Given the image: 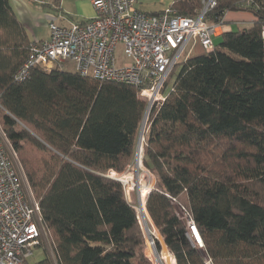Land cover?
Returning a JSON list of instances; mask_svg holds the SVG:
<instances>
[{
    "label": "trees",
    "instance_id": "trees-1",
    "mask_svg": "<svg viewBox=\"0 0 264 264\" xmlns=\"http://www.w3.org/2000/svg\"><path fill=\"white\" fill-rule=\"evenodd\" d=\"M202 6L172 0L170 8L194 16ZM232 8L250 11L253 22L177 66L141 135L140 166L155 185L140 217L162 243L153 237L156 264H264V0H215L206 19L219 23ZM29 43L9 0H0V129L51 251L43 246L44 259L31 264H152L134 207L107 177L134 153L145 111L138 89L58 68L15 83ZM27 146L44 156L31 159ZM174 204L203 249L191 244Z\"/></svg>",
    "mask_w": 264,
    "mask_h": 264
},
{
    "label": "built area",
    "instance_id": "built-area-1",
    "mask_svg": "<svg viewBox=\"0 0 264 264\" xmlns=\"http://www.w3.org/2000/svg\"><path fill=\"white\" fill-rule=\"evenodd\" d=\"M86 1L93 10L88 19L64 25L50 18L47 37L30 41L13 82H24L33 69H62L69 63L82 77L135 87L149 112L171 91L167 81L174 69L197 47L211 52L213 38L230 31L223 20L206 19L215 0H203L194 16L178 15L170 7L156 15L142 12L137 0ZM119 46L125 57L122 63L115 57ZM14 161L0 129V264H31L35 251L50 248L38 204ZM107 177L119 181L123 190L126 187L125 174L109 171ZM185 227L191 244L203 249L195 224L185 218ZM151 237L154 246V233Z\"/></svg>",
    "mask_w": 264,
    "mask_h": 264
},
{
    "label": "rangeland",
    "instance_id": "rangeland-1",
    "mask_svg": "<svg viewBox=\"0 0 264 264\" xmlns=\"http://www.w3.org/2000/svg\"><path fill=\"white\" fill-rule=\"evenodd\" d=\"M9 5L12 9V12L16 16V18L24 24L25 30L27 32V35L30 41L33 40L34 38L45 39L47 37V34H48L47 23L49 22L50 18H58L56 20L57 23L66 25L69 23L79 22V21L88 19L93 16V10L90 4L86 0H9ZM136 7L140 11L146 12V13L161 12V11L167 10L170 7V0H143V1L137 0ZM233 29L235 31L237 27L233 25ZM220 42H221V37L213 38V43L215 45L219 44ZM193 52H191V54L193 53V55H196L200 52V50L196 49ZM115 57H116L117 63H122L125 60V57L123 55V52L120 46L116 50ZM62 70L72 73L75 71V68L72 64L67 63L63 66ZM177 71H178V68L176 67L174 69L173 75L168 79L167 81L168 89L172 86L175 80V74L177 73ZM149 114H150V111L149 112L144 111V115L141 121V123L143 122L142 128H141V131H143V134H144V129H145L144 122H146V120L148 121ZM139 134H140V131L137 135L139 136ZM144 135H143L142 145L144 141ZM138 136H137V141L139 138ZM26 149L29 151V157L33 160H38L39 158L44 156L42 153L37 152V150L31 146H27ZM135 149H136V146H135ZM135 149H134V153L132 155V158L128 166L125 168L124 171L121 172L122 175L125 174V176H127L128 178L127 180L130 181V183L132 184L128 186L129 189L127 191H126V187H124V195H125L126 201L130 205H133L136 208L137 215H138L137 220H139L138 223H139V226L143 233V238H144V251H145L144 253H146L147 257L151 260L152 264H156L154 261V256L152 252L153 249L151 246H148L149 237L145 232V229L142 224L143 222L140 217V212L138 210L139 203H141L142 209L144 210V203H145L144 200L145 199L143 197V194L147 193L145 187L147 186V184H149L151 188L153 189L155 185V178L154 176L146 172H145L146 176L140 175L136 177L135 173L137 170V167H136L137 165H136V161L134 160ZM140 156L141 155L138 156V164L142 165ZM14 163L18 166L16 156H15ZM142 169L143 171H146L143 166H142ZM24 184L26 186V189L28 190L26 183ZM137 184L139 186V188L138 187L137 188H138V193L140 195V202L138 201L137 194H136ZM131 189L134 190L133 194H131L130 192ZM174 211L182 221H185V217H184L185 215L183 214V211L179 205L174 204ZM149 225L152 231V236L154 233V236L156 237V239L159 238L156 228H154L151 223H149ZM158 242L160 244L159 240ZM154 248L156 249V247ZM160 249L161 251H163L165 249V246L162 245ZM47 252L48 254L51 255L50 250H47ZM44 257H45V253L43 252V250H37L34 252L33 256L31 257V262L37 263L41 261L42 259H44Z\"/></svg>",
    "mask_w": 264,
    "mask_h": 264
},
{
    "label": "crops",
    "instance_id": "crops-1",
    "mask_svg": "<svg viewBox=\"0 0 264 264\" xmlns=\"http://www.w3.org/2000/svg\"><path fill=\"white\" fill-rule=\"evenodd\" d=\"M140 1H143V0H140ZM171 3H172V0H170V5H171ZM157 13H159V12H152L150 14H157ZM222 20L225 24L228 23L226 26H228L229 30L234 31L233 25L237 27L236 30H240V29L249 27L250 24L254 20V15L250 11H246L244 9H240L237 11L229 10L224 14V17ZM214 38H216V37H214ZM130 192H131V194H133L134 190L131 189ZM128 197H129V195H128Z\"/></svg>",
    "mask_w": 264,
    "mask_h": 264
},
{
    "label": "bare ground",
    "instance_id": "bare-ground-1",
    "mask_svg": "<svg viewBox=\"0 0 264 264\" xmlns=\"http://www.w3.org/2000/svg\"><path fill=\"white\" fill-rule=\"evenodd\" d=\"M142 132L143 131H140V134H139V138H138V141H137V144H136V149H135V154H134V160L136 161V167H137V170H136V177H138V176H140V175H145V172L146 171H143V169H142V167L138 164V152H139V146H140V142H141V135H142ZM137 145H138V150H137ZM147 173V172H146ZM146 176V175H145ZM128 178H127V176L123 179V183L126 185V191L129 189V187L128 186H130V185H132L131 183H130V181H128L127 180ZM139 188V186H138V184L136 185V189H137V199H138V201L140 202V195H139V193H138V188ZM146 188V191H147V193L151 190V187H150V185L149 184H147V186L145 187ZM147 193H145V194H143V197H144V199H146V197H147ZM145 201V200H144ZM133 206V205H132ZM134 207V206H133ZM138 210H139V212L142 210V206H141V203H139L138 204ZM134 209H135V211H136V208L134 207ZM136 213H137V211H136ZM141 220H142V216H141ZM143 224V227H144V229H145V232H146V234H148V227H147V225L145 224V223H142ZM148 237H150L149 235H148ZM149 241H150V239H149ZM150 243H151V241H150ZM151 245H152V243H151ZM152 249H153V251L156 253V249L154 248V246L152 245ZM169 253V252H168ZM173 257V256H172ZM174 259V258H173ZM157 261L159 262V260H158V258H157ZM175 262V261H174ZM160 263V262H159Z\"/></svg>",
    "mask_w": 264,
    "mask_h": 264
},
{
    "label": "water",
    "instance_id": "water-1",
    "mask_svg": "<svg viewBox=\"0 0 264 264\" xmlns=\"http://www.w3.org/2000/svg\"><path fill=\"white\" fill-rule=\"evenodd\" d=\"M237 10H240V9H237V8H232L231 9V11H237ZM153 15H156V14H153ZM146 122H147V120H146ZM146 122H144V128H145V125H146ZM143 123V122H142ZM142 123L140 124V127H139V130H138V133H139V131H141V128H142ZM140 159H141V157H140ZM149 231V230H148ZM152 236V235H151ZM149 237V239L152 241V237ZM156 258H158V260H159V258H160V253H158V251L156 250Z\"/></svg>",
    "mask_w": 264,
    "mask_h": 264
},
{
    "label": "clouds",
    "instance_id": "clouds-1",
    "mask_svg": "<svg viewBox=\"0 0 264 264\" xmlns=\"http://www.w3.org/2000/svg\"><path fill=\"white\" fill-rule=\"evenodd\" d=\"M156 238V237H155ZM161 250V249H160ZM158 253H160V251L158 252Z\"/></svg>",
    "mask_w": 264,
    "mask_h": 264
}]
</instances>
